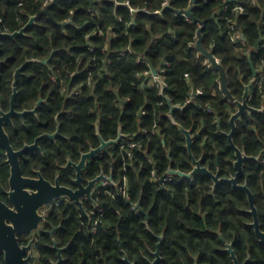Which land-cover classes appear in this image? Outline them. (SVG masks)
Listing matches in <instances>:
<instances>
[{
	"label": "trees",
	"instance_id": "obj_1",
	"mask_svg": "<svg viewBox=\"0 0 264 264\" xmlns=\"http://www.w3.org/2000/svg\"><path fill=\"white\" fill-rule=\"evenodd\" d=\"M127 1L130 6L125 5ZM165 1L62 0L51 9L53 18L38 17L25 36L0 38V103L9 102L14 74L29 60L37 62L23 70L17 105L19 109H31L40 96L46 99L37 116L29 115L24 123L8 126L12 144L19 148L43 133H54L56 116L62 113L59 122L63 136L57 142L44 139L43 153L33 156L45 176L53 178L68 158L77 162L82 152L99 147L97 125L106 141L116 139L120 127L128 136L94 159L86 171V178L103 172L120 186L127 179L129 200L119 196L113 185L96 193L100 207L106 210L104 225L121 226L125 240L136 239L137 228L146 221L137 216L134 203L141 205L140 214L149 213L151 226L172 227L226 226L232 222L227 211L248 207L243 191L229 184L213 189L211 179L202 175H196L194 182L174 178L164 184L151 178L154 170L163 177L170 167L184 173L194 168L186 138L170 119L169 102L183 107L172 115L192 132L194 156L222 177L236 173L235 151L225 133L232 130L230 118L237 108L225 98L219 73L196 49V42L201 22L206 21L203 45L226 68L236 100H242L245 86L254 77L253 63L259 75L249 104L264 108V0H197L194 18L185 15L193 0H168V7L163 6ZM239 5L243 13L237 11ZM43 9L42 0H0V28L15 33ZM233 26L244 35V42L233 41ZM91 48L95 52H90ZM140 57L143 62L138 61ZM151 68L164 78L163 93L157 84L149 85L148 79L141 76ZM66 89L70 98L62 93ZM196 89L203 90V94L188 102ZM75 91L79 93L73 94ZM155 126L157 133L142 134ZM132 137L141 147L122 149ZM234 142L255 158L246 161L241 180L247 182L257 207L264 213V111L247 112L237 121ZM8 175V166L0 156V191ZM71 177L68 174L65 183ZM198 209L212 217L207 222L195 221L192 211ZM68 213L77 219L74 208L69 207ZM83 235L84 231L79 239H88ZM175 235L169 233L168 238L176 240ZM101 240L112 238L103 236ZM182 240L189 242L191 238Z\"/></svg>",
	"mask_w": 264,
	"mask_h": 264
},
{
	"label": "flooded vegetation",
	"instance_id": "obj_2",
	"mask_svg": "<svg viewBox=\"0 0 264 264\" xmlns=\"http://www.w3.org/2000/svg\"><path fill=\"white\" fill-rule=\"evenodd\" d=\"M13 84L9 102H5L4 104L3 102L0 103V120L2 117L9 115L5 119L4 127L10 137L11 145L16 152L26 146L33 147L31 150L25 152L24 157L13 156L14 159L20 158L22 175L26 178L40 180L38 174L40 173L45 182L54 186H56L58 181L62 187L69 188L74 192L79 190L83 192L74 195V197H70L69 195L60 197L38 210L32 209L34 207L29 209L20 207L16 209L9 196L11 191V165L8 163L9 158L6 150L0 145V156L4 157V164L8 166L9 172L8 178L1 184L0 204H4L11 210H14L16 214V216L10 215L16 221V225H13L9 220L8 212L5 213L7 211L6 208L0 209V224H3V222L6 224L0 234V264H264V213L257 207L256 196L251 190L254 196L255 209L252 208L249 194L245 190L236 188L233 184L229 183L222 184H229L233 189L243 191L248 201L247 208H238L234 211L226 212L229 220H232L229 225L200 224L177 225L172 227L164 224L151 226L149 224V213L142 211L137 216L145 217L146 221L145 225L137 228L136 239H123L121 226H105L103 223L106 210L104 211L100 207V200L96 198L95 192L101 182H96L90 193L84 191L100 175L107 176L102 172L94 178H86V171L88 165L94 159L104 155L105 151L111 147L100 153L96 158L88 161L87 166L83 169L80 182H77L78 176L76 169L69 163L79 164L83 154L88 152H82L80 160L77 162L68 158L66 164L59 166L54 177L48 178L44 175L43 170L37 167L33 156L35 153H43L42 142L44 139L57 142L63 136L60 130L59 135L51 138L60 129L59 118L62 113L56 116L57 129L54 133H43L37 136L33 142H24L21 147L16 148L12 144L8 126H16L18 121L24 123L25 118L29 115L37 116L39 108L46 103V99L40 96L33 108L19 109L17 105L19 96L18 84V94L14 103L15 112L12 113ZM62 93L68 98L72 96L68 89L63 90ZM34 110H36L35 113L21 115L26 111ZM98 138L100 140L99 136ZM68 174H72V177L69 183H65V178ZM235 174L230 177L221 176V178L231 179ZM242 176L238 184L248 186L247 182L241 180ZM204 177L211 179L213 189L219 186L215 185L211 177ZM177 179L179 181L188 180L194 182L195 176L190 179L181 177ZM15 180L16 183H19L20 177H15ZM38 185L42 189H46V184L39 182ZM210 196L213 198L218 197L215 194H210ZM67 207L74 208L77 219L75 216L74 219L71 217V213H68ZM221 213L222 211L217 213L219 217ZM192 215V219L195 221H199L200 219L206 221L207 218L212 217L211 213L204 209L193 210ZM39 216L41 219H39ZM70 221H83V223H66ZM35 224L36 226L28 233H20L17 231L18 229L19 231L25 232ZM9 225L14 227L8 228L7 226ZM13 230L15 231L18 246L5 245L3 242L4 239L13 236ZM82 231H84L83 236L88 239H79ZM169 233L176 234L177 239L170 240L168 238ZM103 236L111 237L112 240L102 241ZM184 238H191V241H183L182 239Z\"/></svg>",
	"mask_w": 264,
	"mask_h": 264
},
{
	"label": "water",
	"instance_id": "obj_3",
	"mask_svg": "<svg viewBox=\"0 0 264 264\" xmlns=\"http://www.w3.org/2000/svg\"><path fill=\"white\" fill-rule=\"evenodd\" d=\"M61 1L62 0H54L44 10L40 11L38 15L32 16L30 18L28 24H26V26L24 28H22L21 30H19L15 33H7V32H4L0 28V38L15 39L18 37L25 36L28 29L36 24L38 17H40L42 15H48L50 18H53L52 14H51V9H52V7L58 5ZM196 2H197V0H193V6L185 12L186 16H188L190 18H194L193 9H194ZM180 14H182V12H180ZM213 19H215V17H213L212 20ZM206 23H207L206 21L201 22V28L198 31V40L196 42V49L199 50V52L202 54V56L204 58H206L210 67L219 73V83H220L221 91L225 95V98L227 100H229L230 102H232L233 104H235V106L237 108L236 112L233 113L231 118H230V125H231L232 130L230 133H225L226 136L228 137L230 145L232 146V148L235 151L234 166L236 168V174L231 179L221 178L219 171L217 173H214L212 170H210L209 168L202 165V159H197L194 156L193 151H192V144L194 141V136H193L192 132L190 130L185 129L182 125L177 123L176 120L174 119L173 115H172L175 110L182 109L183 107L173 106L169 102V105L171 106L170 119L180 129L181 133L186 138L187 148H188L190 157L192 158L194 168H193L192 172L184 173L180 170H176L173 167H170L168 173L163 176L161 181H163V179L166 178L169 174L170 175H177L178 177L186 178V179H190L196 175L208 176L214 180L216 186L220 185L222 183H229V184H233L234 187H236V188L245 190L249 194V198H250V202L252 204V208L255 209L254 196H253L252 192L250 191V189L248 188V186L238 184L239 179L244 172V165H245L246 161L251 160V159H255V158L248 156L245 152H243L240 148H238L236 146V144L234 142V134H235L236 129H237V121L240 120L247 112L251 113V112H263L264 111V108L256 109V108L250 106V104H249V98L251 95V90L253 88L254 83L257 81V78L259 75V70L252 63V70L254 72V77L249 82V84H247L245 86V91H244V95L242 97V100H236L234 95L232 94V92L230 90V87H229V77H228V73H227L226 68L215 57L213 52L205 49V47L203 45V39H204L203 32H204V28H205ZM250 59H251V55H250ZM34 62H37V61L36 60L27 61L15 73V76H14L15 80H14V84H13L14 95H13V100H12V107H13L12 113L15 112L14 111V105H15L14 103L16 100V96L18 94L17 87H18V84L20 81V77L22 75V71L28 64L34 63ZM44 63L46 64V63H48V61H45ZM153 72L155 75H157L156 69H153ZM161 86H162V93H163L164 92V86L162 84H161ZM36 110L26 111L21 115H24L27 113H32V112L35 113ZM8 116L9 115H6V117H8ZM6 117L4 116L0 120V145L6 150L7 156L9 158L8 163L11 165V173H12L11 174V180H10L11 191L9 193V196H10L11 202L15 205L16 209H19L20 207L25 208V209H29L31 207H34L32 209L38 210V209L42 208L44 205H46V204L50 203L51 201L56 200L60 197L68 196V195L70 197H74V195H78L79 193L83 192L80 190L74 192L73 190H71L69 188L62 187L58 181H57L56 186H54L48 182H45L44 178L41 176L40 173H38L40 176V180H34L31 178L24 177L22 175V172H21L20 158L14 159L13 156L24 157L25 152H27L28 150H31L33 147L32 146H26L25 148H23L22 150L17 151V152L14 150V148L12 147L11 142H10V137H9L8 133L6 132L5 127H4ZM219 128H220V121H219ZM59 134H60V129L58 130V132L55 135L51 136V138H55L56 135H59ZM98 136L100 137V140H101V145L98 148L92 149L90 152L83 154L82 160L79 164H74L72 162L69 163V164L73 165L77 171V176H78L77 182H80V180L82 178L83 169L85 166H87L88 161L90 159L96 158L100 153L105 151L107 148L119 144L123 139L128 137L127 135H125L123 133L122 127H120L119 132H118V137L116 139L106 141V140H104V138L100 134L99 125H98ZM256 159H258V158H256ZM17 176L20 177L19 183H16V180H15V177H17ZM104 178H105L104 175H100L97 179L92 181L90 186L87 188V190H84V191H86V193H90L93 185L96 182H101L102 180H104ZM110 179L113 180V177H111ZM39 182L42 184H46V189H42L41 187H39V185H38ZM29 189H31V190H29ZM1 208H4V209L6 208L7 211H5V213L8 212L9 220L11 221V223H13V225H16L15 218L10 217V215L16 216L14 210H11L10 208H8L4 204H0V209ZM39 219H41L40 216H39ZM4 225H6V224H4V222H3V224H0V234H1V231H2V228L4 227ZM35 226H36V224L31 226L25 232L19 231L18 229H17V231L20 233H28ZM7 227L13 228L14 226L11 227L9 225ZM12 233H13V236H10L8 239H4L3 242L5 243V245H9V246L10 245L11 246L16 245V246H18L17 238L15 237V231L13 230Z\"/></svg>",
	"mask_w": 264,
	"mask_h": 264
},
{
	"label": "built area",
	"instance_id": "obj_4",
	"mask_svg": "<svg viewBox=\"0 0 264 264\" xmlns=\"http://www.w3.org/2000/svg\"><path fill=\"white\" fill-rule=\"evenodd\" d=\"M43 1V6H44V9L47 7V6H49L54 0H42ZM125 5H128V6H130L131 4H130V2L129 1H127V2H125ZM163 6L164 7H168L169 6V1L167 0V1H165L164 2V4H163ZM43 9V10H44ZM131 11L132 12H134V9L133 8H131ZM237 11L238 12H240V13H243L244 12V9H243V7L242 6H237ZM188 17V16H187ZM188 18H190V17H188ZM0 22H2V19L0 18ZM232 30H234L235 31V33L233 34V36H232V39H233V41L235 42V43H239V42H244V35L240 32V31H237V28L235 27V26H233L232 27ZM100 34L101 35H103L104 34V32L103 31H101L100 32ZM90 52H95V49L94 48H91L90 49ZM138 61L139 62H143V58L142 57H140V58H138ZM153 69L154 68H151L150 70H148V71H146L145 73H143L141 76L143 77V78H147L148 79V84L149 85H155V84H157L160 88H161V90H162V86H161V84L164 86V89H165V87H166V83L164 82V78H163V76L162 75H160L159 73H158V71H157V75H155L154 74V72H153ZM263 81H264V78H263ZM89 83H91V82H89ZM79 92H74L73 94H78ZM201 94H203V90H201V89H196L192 94H191V97L189 98V101L188 102H190V101H192L193 100V98H194V96H197V95H201ZM144 114H145V111H144ZM155 134V133H157V129H156V126L152 129V131H149L148 129H144L143 131H142V134H144V135H148V134ZM125 146H128V147H130V148H137V147H141V144H140V142H138L137 140H136V138L135 137H132V138H129V141L125 144V145H123L121 148L122 149H124V147ZM148 161L151 163L152 162V159H148ZM169 171V170H168ZM168 171H167V173H168ZM166 173V174H167ZM165 174V175H166ZM112 176H106L105 178H104V180H102L101 181V183H100V185L96 188V193H98V194H100L101 193V190L103 189V188H106V187H108V186H117V188H118V193H119V196H121L123 199H125V200H129L130 199V195H129V193H128V181H127V179L126 178H124V180H123V184L120 186V185H118V184H115V182H114V180H111L110 178H111ZM163 177H159L158 175H157V173H156V171L154 170V171H152V178H151V180L153 181V182H160L161 184H164V183H166V182H168V181H171V180H173L174 178H179L177 175H168L166 178H164L163 179V181H161V179H162ZM139 206H141L139 203H134L133 204V210L137 213V214H139L140 212H141V207H139Z\"/></svg>",
	"mask_w": 264,
	"mask_h": 264
}]
</instances>
